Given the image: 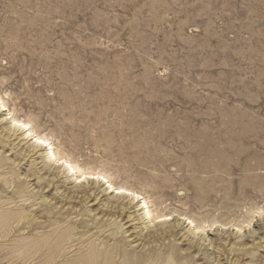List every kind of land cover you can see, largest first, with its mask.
<instances>
[{
    "label": "rangeland",
    "instance_id": "rangeland-1",
    "mask_svg": "<svg viewBox=\"0 0 264 264\" xmlns=\"http://www.w3.org/2000/svg\"><path fill=\"white\" fill-rule=\"evenodd\" d=\"M0 96L60 155L173 217L120 222L112 194L44 161L2 113L0 264L121 260L117 245L236 264L240 237L243 263L264 264V0H0ZM42 215L56 224L35 228ZM185 218L214 226L194 235Z\"/></svg>",
    "mask_w": 264,
    "mask_h": 264
},
{
    "label": "bare ground",
    "instance_id": "bare-ground-1",
    "mask_svg": "<svg viewBox=\"0 0 264 264\" xmlns=\"http://www.w3.org/2000/svg\"><path fill=\"white\" fill-rule=\"evenodd\" d=\"M2 113H5V114H3L4 115V120H8V122L10 124L9 126H10L11 129H13L15 132H20L21 133V136L20 137H22L24 140L30 141L31 142V146L34 149H37L38 148V149L43 150V155H44V158H45L44 161H48L49 163L55 164L56 167L57 166H60L64 170V172L66 173V175L69 176L70 178H72L76 184H79V183L82 184L81 182H83V181H85L87 183H90L91 182L92 184L94 183V184H97V185H101L102 188H103V191L102 192L104 194H106V195L108 194V196H109V194H112L113 199L108 202L110 204V212L118 214V218L120 217V222L124 220L123 216L126 214V209L128 210L130 208L136 209V211H140V213H141L140 219H142L144 221H147L148 223H152V224L155 223L156 225H157V223L160 224L162 222H166L167 223L168 220H170L171 218H173V217L170 218V215H163V214L162 215H157V214L154 215L153 214V211L150 208L151 205H149V202H147V200L144 199L141 196V194L138 193L137 191H135V190H133L131 188L125 187L123 185H117V184H115L109 178V176L106 175L105 173L98 172V171H84L78 165H76L75 163H73L69 158H67L66 156L60 155L54 149L53 144L50 142V140L45 135H42V134L37 133L34 130V128L32 127V125H31L30 122H27V121H25V120H23V119L15 116L14 113L7 107V105H6L5 101L3 100V98L0 96V114H2ZM31 146H30V148H31ZM120 199H121V203L119 202ZM125 200H126V202H124ZM102 211H104V210H102ZM261 213H262V211H261ZM107 214H109V213H107ZM255 215H256V213H255ZM42 217L45 218V219H47L48 224H45V221L44 222H36L34 220L35 222H34L33 225L35 226V228H42V229H44V228H46V227H48V226H50L52 224H56L55 221L54 222H51L50 221L51 216L42 215ZM257 217H259V214H258ZM129 218L130 217H128V220H126V222H124V224H126L127 222H129ZM12 219H13V221H17L18 223L21 222V217H16V215ZM255 219L256 218H254V220ZM131 221H133V220H131ZM185 221L187 222L186 224L191 225V227H193V229L195 230L194 235L195 234L199 235L198 233H201L202 235L203 234H206L207 233L206 229H209V230L212 231V227L214 226V225H212V226L211 225H207V226H205V225H203V226H197L189 218H185ZM136 222H137V220H136ZM97 223H99V221ZM19 224H17V225H19ZM127 224H129V223H127ZM250 224H251V222H248L247 226H250ZM57 226H58V224H57ZM232 226L234 227L233 230H236L238 232V235L237 236L239 238V232H241L242 227L239 226V225H235V224L232 225ZM215 227H216V225H215ZM248 228H246V229H248ZM34 231H36V230H34ZM250 233H252V232H250ZM126 234H124V235H126ZM176 234L177 233L175 232V230H172L171 229L169 231V236H171V237H175ZM52 236L54 237V234L53 233H52ZM51 238H52L51 236H48L47 237V241H45L44 242V245H42L40 247V249H43V250L48 251L49 256H51L50 259H49L50 260L49 262H52V260L54 259V255H53V253H51L52 251H54V248H53L52 242H49L51 240ZM67 238H68V236L66 234H62L59 237V241L60 242L66 241ZM152 238H153V240L155 242H158L159 243V241L157 240V239H160L159 237L153 235ZM239 240L240 241L237 244L238 245V248L236 249V252L234 253V256H233V257H235L234 261H235L236 264H245L246 262L243 263L244 262V256H247V254L249 255L250 254V250H249V248L248 249L244 248L245 247V244H244L245 239L242 240V238L240 237ZM257 241H258V239H257ZM255 242H254L253 246H256ZM221 249H222V247H221ZM112 251H115L114 253L118 254L119 255V259H121V260H116L115 258H112L111 251L110 250H103L102 249V250H97L96 251V249L94 248L93 250L89 251V253H88L89 255H85V256H83V258L77 259L74 264H185V262H186V264H191V259H189L190 256L187 254V252H185L183 254V253H181V251H180L179 248L169 247L168 245H164V248L161 249L160 251H158V249H156L154 247H148L144 253H136L135 250H128L127 251V250L124 249V247L120 248L117 245L116 247H113L112 248ZM250 256H251L250 257L251 260L249 261L248 264H252L255 260H260V258H258V257L256 258V256H253V255H250ZM116 257L118 258V256H116ZM229 257H231V256H229ZM254 257L256 258L255 260H253ZM219 263H220V259L217 260V263L216 264H219Z\"/></svg>",
    "mask_w": 264,
    "mask_h": 264
}]
</instances>
